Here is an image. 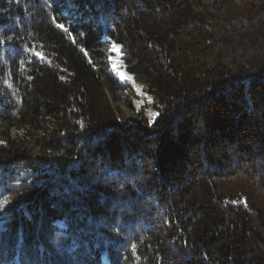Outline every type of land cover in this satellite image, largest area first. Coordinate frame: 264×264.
Here are the masks:
<instances>
[{
    "label": "trees",
    "instance_id": "trees-1",
    "mask_svg": "<svg viewBox=\"0 0 264 264\" xmlns=\"http://www.w3.org/2000/svg\"><path fill=\"white\" fill-rule=\"evenodd\" d=\"M0 41V264H264V0H0Z\"/></svg>",
    "mask_w": 264,
    "mask_h": 264
},
{
    "label": "rangeland",
    "instance_id": "rangeland-1",
    "mask_svg": "<svg viewBox=\"0 0 264 264\" xmlns=\"http://www.w3.org/2000/svg\"><path fill=\"white\" fill-rule=\"evenodd\" d=\"M118 52V53H117ZM110 57L109 63L111 70L116 76L129 88L123 90V93H120V99L114 102L115 107L117 108L118 115L127 120L140 121L141 119H146L149 123H152L157 117V112L152 107V98L145 91V88L141 84L135 85L131 80L122 79L116 72V68L113 66V60L116 59L118 62H122L123 66L120 67L125 71V64L122 60V54L120 47L117 45H112L109 50ZM120 70V69H117ZM129 75V74H128ZM133 78V77H132ZM134 80V79H133ZM12 135L14 137H25V131L13 130ZM221 188L224 191H237L244 190L252 192L257 195L254 190L253 183L249 182L243 177H238L230 181H222ZM259 198V197H258ZM260 199V198H259Z\"/></svg>",
    "mask_w": 264,
    "mask_h": 264
},
{
    "label": "bare ground",
    "instance_id": "bare-ground-1",
    "mask_svg": "<svg viewBox=\"0 0 264 264\" xmlns=\"http://www.w3.org/2000/svg\"><path fill=\"white\" fill-rule=\"evenodd\" d=\"M117 53H118V52H117ZM113 66L116 68V72H117V74H118L122 79H124V80L129 79V80H131L135 85H137V84L134 82L133 78H132L130 75H128L124 70H122V69L120 68V67L123 66V63H122V62H118L116 59H114V60H113ZM117 69H120V70H117Z\"/></svg>",
    "mask_w": 264,
    "mask_h": 264
},
{
    "label": "snow or ice",
    "instance_id": "snow-or-ice-1",
    "mask_svg": "<svg viewBox=\"0 0 264 264\" xmlns=\"http://www.w3.org/2000/svg\"><path fill=\"white\" fill-rule=\"evenodd\" d=\"M58 27H60V28H64V26L63 25H58ZM9 39H11V37H9ZM0 43H3V41H0ZM36 55H38V56H40V53H36ZM41 59H43V57L41 56L40 57ZM134 247V246H133Z\"/></svg>",
    "mask_w": 264,
    "mask_h": 264
}]
</instances>
